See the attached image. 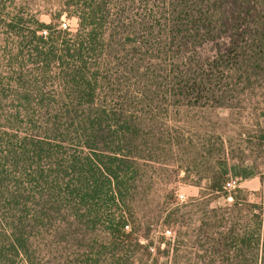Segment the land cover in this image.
Returning <instances> with one entry per match:
<instances>
[{
    "label": "trees",
    "instance_id": "obj_1",
    "mask_svg": "<svg viewBox=\"0 0 264 264\" xmlns=\"http://www.w3.org/2000/svg\"><path fill=\"white\" fill-rule=\"evenodd\" d=\"M66 7L75 33L0 0L18 101L4 115L0 102V264H264V136L243 168L223 136L196 145L211 164L198 199L179 204L155 181L195 147L174 109L264 118V0ZM257 176L260 203L227 197L230 180Z\"/></svg>",
    "mask_w": 264,
    "mask_h": 264
},
{
    "label": "rangeland",
    "instance_id": "obj_2",
    "mask_svg": "<svg viewBox=\"0 0 264 264\" xmlns=\"http://www.w3.org/2000/svg\"><path fill=\"white\" fill-rule=\"evenodd\" d=\"M66 2L67 0H15L17 11L28 14V18H32L31 20L37 18L45 24L54 23L60 30H70L75 33L79 21L75 16L74 9L66 7ZM67 10H72V13ZM30 26H32V22H30ZM13 34L8 32V35L0 36V79H2L3 85L6 84L0 97L3 115L6 111H13L14 106L18 104L13 93L17 87L13 83L15 69L12 68L11 47L8 45L15 38ZM16 35L18 36V34ZM13 53L17 54V51H13ZM27 64L29 65L30 62ZM53 88V82L48 80L45 90L48 92L55 91L56 89ZM246 117V113L244 116H240L237 115L236 111L229 109H174L170 115V124L178 129L182 128L184 135L186 134L187 138L195 141V147L193 150H187L176 156L173 160L164 161L170 165L160 167L158 171L160 177L155 175V181L159 183L157 188L160 192L172 190L175 193L176 202L179 204H185L200 197L202 188H206L209 184L203 178L206 177L204 172L209 169L211 164L207 160V151L203 157L198 156L196 145L218 143V138L223 136L233 146L230 147L231 154L239 158V162L234 163V165L241 168H243L241 158L244 156L251 158L252 155H258L260 152L258 149L260 138L258 137L264 136V118ZM246 163L245 166L252 165L250 161ZM164 182L171 183L166 184ZM229 182H236V185L234 188L227 189L228 198L235 195V191L240 188L248 193L252 202L260 203L263 200V182L260 177L230 180ZM228 198H218L212 203V206L231 203L232 200ZM165 237L172 239L173 235L166 232ZM160 262L161 264H168V260L165 258L161 259Z\"/></svg>",
    "mask_w": 264,
    "mask_h": 264
},
{
    "label": "built area",
    "instance_id": "obj_3",
    "mask_svg": "<svg viewBox=\"0 0 264 264\" xmlns=\"http://www.w3.org/2000/svg\"><path fill=\"white\" fill-rule=\"evenodd\" d=\"M235 185H236V182L228 183L227 186H226V189L234 188Z\"/></svg>",
    "mask_w": 264,
    "mask_h": 264
}]
</instances>
